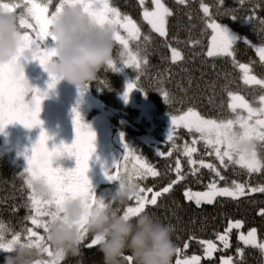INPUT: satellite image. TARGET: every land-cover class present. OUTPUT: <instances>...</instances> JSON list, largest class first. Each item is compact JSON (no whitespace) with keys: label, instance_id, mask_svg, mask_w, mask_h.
Returning a JSON list of instances; mask_svg holds the SVG:
<instances>
[{"label":"trees","instance_id":"1","mask_svg":"<svg viewBox=\"0 0 264 264\" xmlns=\"http://www.w3.org/2000/svg\"><path fill=\"white\" fill-rule=\"evenodd\" d=\"M162 1L172 10V15L168 18L166 38L152 31L146 22L142 23L141 11L144 6L139 5L138 0H113L123 13L135 18L141 28L139 48L142 50L147 47L149 63L144 68L138 86L147 91V94L136 88L130 95L125 96L128 82L135 80L137 73L133 68L124 65H118L121 69L119 71L105 66L97 74V79L90 82L86 89L94 95L98 103L88 107L85 105L83 110H79V105L74 109L88 125L103 117L109 130L106 135L110 144L94 162L88 176L96 194L111 200L117 193L119 181L109 180L105 169H112L122 158L125 142L136 149V155L142 156L161 173L158 177L141 181L143 186L154 187V190L167 186L175 179L172 169L179 158L186 179L174 185L170 193L159 198L156 206H148L146 211L174 228L172 239L175 247L182 248L185 242L189 244L180 258L200 255L201 264H218L220 257L228 255L234 256L232 258L235 264L237 261H240V264H264V257L258 249L243 245L238 240L240 232L246 234L248 230L256 228L258 239L264 242V215L260 214V210L264 209V194L249 193L237 199L217 197L212 204L203 203L200 206L194 201L186 200L184 191L187 188H191L193 192L206 190L213 173L201 168L198 173L191 174V166L183 155V147L185 144H191L194 134L182 127L177 128L174 133L176 149L172 147L173 142L166 139L171 126L170 115H179L188 107H195L206 117L231 118L234 114L228 107L227 90L237 92L255 104L256 98L261 94L260 88L243 83L242 72L232 62V58L207 56L212 30L206 25L201 4L209 5L213 18L226 26L232 34L246 37L253 44L260 45L264 44V31L259 24L260 20H264V0H243L242 3L241 0H223V5L219 4V0H187L185 4H179L177 0ZM232 14L238 15L239 18H231ZM245 16H252L253 22L243 18ZM145 36L151 38L147 45L144 42ZM169 44L182 53L183 60L171 61ZM131 47L135 51L137 42L132 41ZM234 50L237 61L249 64L253 75L264 78V63L260 61L253 47L241 40L234 45ZM118 51L120 48L115 44L114 57L119 62ZM158 89H166L169 92L171 103L165 102ZM65 111V117L68 119L66 123H72L75 128L76 112ZM6 144L5 139L0 136V221L11 229L20 231L25 225L31 227L30 221L24 219L29 214L28 208L24 206L28 189L19 175L28 166V162L20 152ZM196 147L198 151L194 154L195 159H204L220 167L213 156L206 154L203 141ZM158 151H172V156L161 157ZM260 155L264 156V151H261ZM71 158L72 156L65 155L56 162L66 169L74 168L76 160ZM221 174L226 179L218 181L220 187L230 186L233 180L247 182L250 186L264 184V173L249 176L247 171L239 166L221 168ZM148 195L150 197L151 194ZM129 205L134 206V201L115 206L123 212ZM13 208L16 211H13ZM236 220L243 221L244 229L239 232L232 231L230 247L223 249L216 239V234L223 233L228 223ZM38 231L43 234L42 230ZM93 235L90 232L80 244L79 253L67 254L62 264H104L100 246L87 247ZM193 236L195 239H190ZM199 240H212L217 243L218 250L212 258L204 257L202 246L197 242ZM238 249H242V255H238ZM176 259L175 252L172 264H175ZM4 260L5 255H0V264H4Z\"/></svg>","mask_w":264,"mask_h":264},{"label":"snow or ice","instance_id":"2","mask_svg":"<svg viewBox=\"0 0 264 264\" xmlns=\"http://www.w3.org/2000/svg\"><path fill=\"white\" fill-rule=\"evenodd\" d=\"M146 0H138L139 5L144 6ZM154 7L149 10L143 9V20L150 25V28L160 37L168 36V18L172 15V10L166 6L162 0H152ZM243 0H241V3ZM79 3L84 6L85 12L94 22L105 25L110 24L116 28L113 34L114 43L120 48L118 55L119 62L115 59L110 61L108 68L119 71L118 65L133 68L137 75L135 80L129 81L125 96L127 97L138 86L144 68L148 65L147 47L139 48L141 41V28L132 16L127 15L113 3V0H58L53 6V0H19V2H3L0 0V11H6L17 16L18 24L23 30V43L15 60L7 64H0V132H3L7 125L13 122H20L27 128L41 127L40 135L32 146L31 154L27 156L28 166L19 173L23 178L24 186L28 189V196L25 205L29 214L24 218L30 221L31 227L25 225L20 231L11 229L7 224L0 221V255L10 253L13 246L17 243L27 242L29 246L35 245L41 248L43 260H37L36 264H62L66 254L60 250H54L51 245L45 244V233L48 231V222L59 218L64 202L69 198H81L85 201L88 208L103 206L104 199L99 197L88 176L90 160L96 151V133L91 127L84 123L80 113L76 112L74 118L75 139L71 144L61 142L54 147H49V140L52 137L43 128V121L40 118L42 103L47 98L48 90L55 88L59 82V77L50 74L48 90L30 85L21 58L27 60H38L47 70V66L52 57L56 55V47L47 44L51 37L56 43V37L52 32V23L57 15L63 10L66 4ZM179 4L187 3V0H177ZM223 5V0H219ZM50 6L52 10L50 11ZM201 8L206 17V25L212 30L210 47L207 51L208 57L226 56L231 57L232 62L241 70L242 80L246 85L259 86L261 94L256 98L255 104L247 100L237 92L227 90L229 97L228 107L234 114L231 118L216 119L202 115L195 107H188L179 115H170L171 126L167 135V140L172 141L173 149L175 144L174 133L176 129L182 127L189 133L194 134L191 144H185L183 155L187 157L188 164L191 166V174H196L201 168H206L213 173V178L206 185L205 191L193 192L191 188L184 191V196L188 201H194L197 206L203 203L212 204L217 197H230L237 199L249 193L264 194V184L250 186L247 182L231 181L230 186L220 187L218 181L226 178L221 174V168L228 169L231 166H239L245 169L249 176L254 173H264V156L260 155L264 151V78L252 74V68L247 63H240L236 60L234 45L243 40L245 44L253 47L257 52L260 61L264 63V44L256 45L246 37H238L222 23H218L213 18L210 7L201 4ZM228 14V13H225ZM231 18H239L232 14ZM250 23L253 22L252 16H245ZM259 24L264 31V20ZM122 32L124 34H122ZM150 37L145 36L144 42L147 45ZM137 42V49L134 51L131 42ZM171 50V61L183 60L182 53L176 48L168 45ZM31 51V58L25 57V52ZM191 83V81H189ZM86 89L88 85L78 86ZM165 99L171 103L170 94L166 89L157 90ZM30 97V98H29ZM246 113V114H245ZM198 134V135H195ZM123 135V134H122ZM203 141L206 154L213 156L220 167L215 163L206 162L204 159H195L194 154L198 149L196 145ZM248 141L254 144L251 151L242 150L239 144ZM125 153L118 160L112 169H105V174L109 180L120 181L123 175L132 176L138 183V191L129 201H134V206L129 205L123 209V214L137 216L146 211L148 206H156L158 199L173 190L174 185L186 179V174L182 170L180 159L175 161V179L170 181L167 186L154 190V187H145L141 181L148 178L158 177L161 173L151 163L147 162L142 156L136 155V149L125 142ZM75 156L76 166L74 168H64L56 164L62 156ZM158 155L172 156V151L167 153L158 151ZM42 178L51 189L50 196L38 194L34 187V181ZM148 194H151L150 197ZM111 201L115 204L114 197ZM13 211H16L13 208ZM118 211H121L118 208ZM264 215V209L260 210ZM87 221L80 223L81 243H83L90 231L86 226ZM243 221H230L223 233H217L216 239L222 244L223 249L230 247V234L233 229H241ZM42 230L43 234H41ZM10 234V238H8ZM23 237V238H22ZM194 240L195 237H190ZM238 240L243 245L251 246L260 251L264 257V242L258 239L257 229L252 228L240 232ZM101 238L93 235L88 248L99 246ZM203 249L206 258H212L218 250L217 243L212 240L197 241ZM189 247L187 242L183 247H176L177 259L175 264H201L200 255L181 259L184 250ZM238 255H242V249L237 250ZM127 264H134L133 258L126 257ZM222 264H233L232 257H221ZM240 264V261H237Z\"/></svg>","mask_w":264,"mask_h":264},{"label":"clouds","instance_id":"3","mask_svg":"<svg viewBox=\"0 0 264 264\" xmlns=\"http://www.w3.org/2000/svg\"><path fill=\"white\" fill-rule=\"evenodd\" d=\"M51 30L56 37V55L51 58L47 71L59 77V81L89 85L97 79L101 68L115 60L113 34L116 28L94 22L79 3L66 4L54 19ZM22 36L17 16L0 11V64L16 59L23 43ZM31 56V51L25 52V57ZM239 147L251 151L254 144L244 141ZM34 187L38 194L50 196L51 189L42 178L34 181ZM137 191L138 183L126 174L119 181L115 204L103 198V206L88 208L79 197L67 199L59 218L48 222L45 244L66 255L78 254L80 223L86 220L89 231L101 238L99 246L104 264H127L129 255L134 264H172L176 251L172 239L174 228L147 211L126 217L115 206L126 204ZM37 260H43L41 248L23 242L14 245L5 255L4 264H36Z\"/></svg>","mask_w":264,"mask_h":264},{"label":"rangeland","instance_id":"4","mask_svg":"<svg viewBox=\"0 0 264 264\" xmlns=\"http://www.w3.org/2000/svg\"><path fill=\"white\" fill-rule=\"evenodd\" d=\"M147 1L150 2V5H152L153 8L154 5L152 0H146V2ZM50 8L52 10V6H50ZM147 8L149 9V4ZM143 9L141 11V15L143 13ZM122 34L124 33L122 32ZM47 44L49 46H55V42L51 37L48 38ZM21 64L24 66L25 75L30 85L48 90V82L51 77L49 72L40 64L38 60H27L21 58ZM48 92L49 94L47 98L44 99L42 103L40 118L44 122L43 128L46 129L52 137V139L48 142L49 147L52 148L61 142L71 144L75 139V128L72 123H66L67 117H65V110L74 111V107H78V105L80 106L79 110H83L85 105L88 107V105L97 104L98 100L91 92H89L88 89L70 84L67 81H59L55 88L48 90ZM75 115L76 114H74V116ZM89 126L96 133V151L92 156V160L89 162V170L92 171L91 169H93L94 162L101 157L105 147L110 144V140L108 135H106V132L109 133V130L103 117L95 119V121L92 124L90 123ZM40 131V126L27 128L25 125L17 121L7 125L4 131L0 132V136L5 139L7 142L6 145L13 147L20 152L27 161V156L31 154L32 146L38 139ZM72 158L76 160L75 156H72ZM55 163L57 164V162Z\"/></svg>","mask_w":264,"mask_h":264},{"label":"flooded vegetation","instance_id":"5","mask_svg":"<svg viewBox=\"0 0 264 264\" xmlns=\"http://www.w3.org/2000/svg\"><path fill=\"white\" fill-rule=\"evenodd\" d=\"M56 3H58V0H54V5L56 4ZM148 4H149V9H152V5H150V2L149 1H147V2H145V5L144 6H146V7H148ZM50 10H51V8H50ZM133 18V17H132ZM134 20H135V18H133ZM141 19L143 20V17H141ZM137 22V21H136ZM146 21H144L143 20V22L142 23H145ZM147 23V22H146ZM243 229H244V227H243ZM242 229V230H243ZM233 258H234V256H232ZM234 261V260H233ZM234 264H235V262H234Z\"/></svg>","mask_w":264,"mask_h":264},{"label":"water","instance_id":"6","mask_svg":"<svg viewBox=\"0 0 264 264\" xmlns=\"http://www.w3.org/2000/svg\"><path fill=\"white\" fill-rule=\"evenodd\" d=\"M234 222V221H233ZM243 227H244V223H243ZM243 227L241 228V229H243ZM241 229H233V230H236V231H238V230H241ZM222 257H229L228 255L227 256H222ZM231 257V256H230ZM218 264H222V260H221V257H220V259H219V263Z\"/></svg>","mask_w":264,"mask_h":264}]
</instances>
